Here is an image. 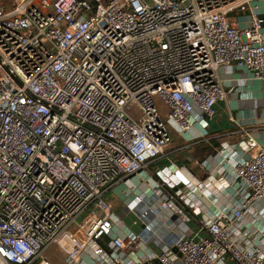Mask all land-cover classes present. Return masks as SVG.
<instances>
[{"label":"built area","instance_id":"obj_1","mask_svg":"<svg viewBox=\"0 0 264 264\" xmlns=\"http://www.w3.org/2000/svg\"><path fill=\"white\" fill-rule=\"evenodd\" d=\"M252 1L0 2V264H53L54 250L66 264L88 251L98 264H264L262 246L243 243L241 219L264 197L249 134L231 209L197 217L192 184L162 178L125 202L142 229L121 236L105 197L172 142L169 120L185 131L195 111L208 124L228 95L219 68L264 81V17H228ZM148 243L159 250L122 259Z\"/></svg>","mask_w":264,"mask_h":264},{"label":"crops","instance_id":"obj_2","mask_svg":"<svg viewBox=\"0 0 264 264\" xmlns=\"http://www.w3.org/2000/svg\"><path fill=\"white\" fill-rule=\"evenodd\" d=\"M0 2L5 4L2 0ZM252 14L264 17V0H253L245 11L233 10L228 17L233 26L244 28L249 25ZM262 32L264 39V25ZM218 76L228 90V95L225 100L215 104V115L208 124L203 125L195 111L191 117L192 124L185 131H180L169 120L172 142L139 174L123 178L106 191L105 197L111 204L114 217L122 220L127 215L124 213L125 202L134 194L142 192L150 196V187L162 178L177 183L179 187L186 183L192 184L185 191L195 200L199 210L197 217H211L220 209L233 207L232 185L235 180L231 165L247 157V154L240 151L237 143L249 134L256 140L257 148L264 150V81L252 79L232 65L219 68ZM123 184L127 185L126 190L116 198L112 192L118 186L124 187ZM117 211L120 216H117ZM241 223L249 234L247 241L244 240L243 243L258 244L264 249V197L256 203L253 210L244 213ZM122 224L125 232L117 228L114 230L115 234L124 236L126 233H138L133 230L132 225L131 227L124 221ZM189 226L193 230L197 228L196 215L190 219ZM140 227L142 229L141 224ZM158 250L153 243L141 244L137 252L129 256L123 255L122 259L128 260L130 257L136 261L151 251ZM47 255L53 264H66L63 253L59 251H48ZM91 255L90 251L85 252L79 260L84 264H98L92 261ZM113 255L117 257L118 252ZM226 264L233 263L227 261Z\"/></svg>","mask_w":264,"mask_h":264},{"label":"rangeland","instance_id":"obj_3","mask_svg":"<svg viewBox=\"0 0 264 264\" xmlns=\"http://www.w3.org/2000/svg\"><path fill=\"white\" fill-rule=\"evenodd\" d=\"M2 1H4L5 4H7V6H10V4H11V0H2ZM123 185H125V184H123ZM126 187H127V185H125L124 187L122 185L121 186H118L117 189L115 190V192L113 191L112 194H114L116 196V198H118L120 196V194L122 193V191L125 192ZM129 187H130V185H129ZM116 214H117V216H120L119 213H118V211L116 212ZM115 218H117V217H115ZM135 218H137V215H134V214L128 215L127 214L121 221L126 222L127 225H130V226L132 225L133 227L132 226L131 227L133 228V230L135 232H140V230H141L140 224H137L138 226L132 224L133 223V220Z\"/></svg>","mask_w":264,"mask_h":264},{"label":"water","instance_id":"obj_4","mask_svg":"<svg viewBox=\"0 0 264 264\" xmlns=\"http://www.w3.org/2000/svg\"><path fill=\"white\" fill-rule=\"evenodd\" d=\"M173 251H176V249L173 247V249H172Z\"/></svg>","mask_w":264,"mask_h":264}]
</instances>
